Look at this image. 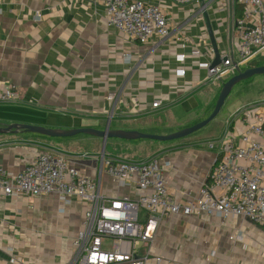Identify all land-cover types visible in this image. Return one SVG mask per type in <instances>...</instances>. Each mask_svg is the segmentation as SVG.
<instances>
[{"label": "crops", "instance_id": "0c3cea01", "mask_svg": "<svg viewBox=\"0 0 264 264\" xmlns=\"http://www.w3.org/2000/svg\"><path fill=\"white\" fill-rule=\"evenodd\" d=\"M141 1L165 12L167 37L146 44L130 39L107 24L95 0H0V93L14 85L17 95L14 101L0 99V126H109L168 134L207 118L227 79L210 76L202 64L219 65L225 53L239 60L241 5L236 0ZM244 64L264 65V49L253 48ZM260 78L264 75L236 85L219 115L188 137L114 138L104 148L101 138L84 134L0 133V166L19 171L39 152L54 150L94 177L104 196L136 198L141 193L136 179L117 183L100 172L102 158L142 162L158 156L172 163L169 193L186 203L208 182L224 142L240 141L245 111L264 112V92L256 86ZM155 101L161 102L157 108ZM89 206L76 197L64 204L53 193L10 197L0 190V264H70ZM146 252V264H264V227L242 217L169 216L159 222Z\"/></svg>", "mask_w": 264, "mask_h": 264}, {"label": "built area", "instance_id": "2783aa9c", "mask_svg": "<svg viewBox=\"0 0 264 264\" xmlns=\"http://www.w3.org/2000/svg\"><path fill=\"white\" fill-rule=\"evenodd\" d=\"M95 1L101 3L109 26L140 44L170 34V21L159 5L141 0ZM199 1L173 0L176 4ZM236 1L242 7L237 25L239 60L235 61L233 53H225L219 65L202 64L210 76L218 79L235 75L253 56V48L264 49V0ZM16 97L14 85L0 93L2 101H14ZM160 104L155 101L152 107ZM243 117L246 130L240 141L224 142L208 182L198 197L186 203L177 202L169 193L167 172L172 163L158 156L142 162L102 158L100 172H106L117 183L136 179L141 190L136 198L104 196L94 177L77 168L69 156L54 150L39 152L19 171L0 166V190L10 197L53 193L64 204H70L73 197L89 203L84 228L74 240L75 255L70 264H146L147 252L142 251L149 248L165 217L205 213L242 217L264 227V112L246 110ZM141 213L146 214L143 220Z\"/></svg>", "mask_w": 264, "mask_h": 264}, {"label": "water", "instance_id": "95a60500", "mask_svg": "<svg viewBox=\"0 0 264 264\" xmlns=\"http://www.w3.org/2000/svg\"><path fill=\"white\" fill-rule=\"evenodd\" d=\"M264 75V65L250 67L245 70L238 69L237 73L230 77L227 81L222 84L221 91L218 95L216 104L211 112V114L193 124L184 128H181L177 131L168 133V134H158V133H147L137 130H114L110 129L109 126H106L105 129L100 130L91 127L70 129V130H61L47 128L38 125L26 124V123H11L7 125L0 126V133L3 134H18V133H32L38 134L40 136L50 137V138H69L74 137L79 134L88 135L91 137L101 138L104 144L108 139H121L127 141H136V140H154L159 142L179 140L185 137H188L197 131L203 129L209 125L221 112L227 98L233 91L234 87L239 83L246 81L252 77Z\"/></svg>", "mask_w": 264, "mask_h": 264}, {"label": "rangeland", "instance_id": "374dc122", "mask_svg": "<svg viewBox=\"0 0 264 264\" xmlns=\"http://www.w3.org/2000/svg\"><path fill=\"white\" fill-rule=\"evenodd\" d=\"M247 68H249L246 64H244V65H242L241 66V69H243V70H245V69H247ZM229 76H232V74H229L228 76L226 75L224 78L225 79H229L230 77ZM255 77H257V76H255ZM254 77H252V78H250V79H248V80H246V81H243L242 83L243 84H245V83H247V82H249V81H252V79H253ZM262 79H264V78H260V81H259V84L258 85H256L257 87H258V89H257V91H261V92H264V80H262ZM257 80H259V78H257ZM238 86V85H237ZM254 86V85H253ZM45 137V136H44ZM90 137V136H89ZM91 147H89V145L88 146H86V147H84V149L85 150H89ZM126 161H129V160H126ZM141 217H142V214H141Z\"/></svg>", "mask_w": 264, "mask_h": 264}]
</instances>
